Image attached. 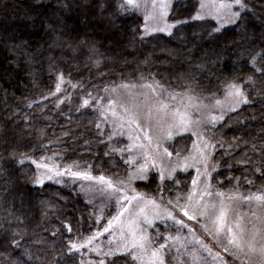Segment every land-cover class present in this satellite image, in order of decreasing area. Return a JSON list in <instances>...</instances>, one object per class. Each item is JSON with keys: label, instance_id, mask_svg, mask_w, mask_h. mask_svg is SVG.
Returning a JSON list of instances; mask_svg holds the SVG:
<instances>
[{"label": "trees", "instance_id": "16d2710c", "mask_svg": "<svg viewBox=\"0 0 264 264\" xmlns=\"http://www.w3.org/2000/svg\"><path fill=\"white\" fill-rule=\"evenodd\" d=\"M122 2L0 0V264H75L71 241L104 224L75 184L37 183L35 165L22 159L54 151L90 174H126L125 154L116 151L124 139L106 138L95 102L82 103L118 81L154 80L212 98L229 82L240 85L248 103L206 127L219 144L210 182L264 188V0H242L235 21L221 28L194 19L199 0H172L171 34L149 35L136 11L119 10ZM58 76L68 86L56 94ZM188 139L171 147L185 149ZM175 176L180 184L166 180L164 187L185 190L189 174ZM154 179L134 184L155 192ZM109 262L130 264L123 254Z\"/></svg>", "mask_w": 264, "mask_h": 264}, {"label": "rangeland", "instance_id": "374dc122", "mask_svg": "<svg viewBox=\"0 0 264 264\" xmlns=\"http://www.w3.org/2000/svg\"><path fill=\"white\" fill-rule=\"evenodd\" d=\"M138 2L140 7L133 10L143 19V35L170 31L166 26L171 25L167 20V15L172 0H166L168 7L167 15L164 16L159 14L158 8L153 9L152 0H138ZM222 4L231 5V7H221ZM237 8L240 6L235 3V0H199L198 12L195 16L213 19L221 28L235 21L236 16L233 14L237 13ZM146 16L149 19L146 20ZM159 29H164V31ZM121 38L122 36L119 35L117 40L120 41ZM109 46L111 47L110 44ZM58 83L60 84L59 92L56 91ZM67 86L65 79L61 80L58 76L53 92L60 93ZM243 98L229 96L226 86L219 97L212 98L193 91L178 92L154 80L118 81L95 88L84 96L82 103L85 100L95 102L98 131L103 133L107 128L106 138H123L124 144L116 148V151L125 154V161L130 159L133 161L132 164L127 163L128 171L122 177L103 175L106 180L112 181L114 187L109 188L107 183L101 182L98 178L102 175L90 174L80 169L78 163L60 162L59 155L54 151L42 153L39 157L26 155L22 159L35 165L37 183L52 181L75 184L98 213L97 217L102 219L104 215L106 216H104L105 222L102 227L81 239L71 241L70 244L75 243L78 246L73 251L76 256L75 264H100L101 260L104 264H110L109 259L119 254L127 256L130 264H141L140 261L132 260L129 254L130 249L128 252L124 250L125 245L133 240L129 227L132 221L136 222V239L141 235L146 236V251L150 253L151 250L159 249V257L163 260V264H262L264 261V254H262L264 250V200H257L255 197H264V188L245 190L238 185L229 189H217L210 182L208 175H201L200 183L196 186L198 190H203L204 185L210 183L213 193L217 191L225 193L224 202L229 212L225 227L217 232V226L213 223L215 214L207 218L200 215L203 205L198 206L196 203L200 197L194 196L192 201L187 199L189 193L193 191L192 181L198 176L196 167L200 168L201 174L205 171L203 163L182 170L185 163H195L192 157L198 159L193 149L194 141L201 147L204 143L209 145L206 149L210 153L207 162L208 173L211 174L212 169L217 168L213 156L219 144L206 127L212 125V117H216V123H218L219 118L225 114L224 112L238 107L240 103H243L241 102ZM163 105L167 107H162ZM181 117L190 122L186 131L179 127ZM133 118L140 125L139 128L131 123ZM170 128L174 133L180 134L174 135L171 140H166L164 138ZM194 133L197 135H193ZM145 135L151 138V145L148 140L144 139ZM183 135L189 136L188 146L185 149L171 147L172 142ZM198 135L203 137L202 141L197 140ZM130 136L133 138L139 136L140 139L130 140ZM157 140L163 142V148H167L168 152L172 153L171 157L162 154L163 148L160 149V154L156 153ZM134 142L143 144L145 148L143 150L134 149L131 153L121 151ZM141 151H148L155 157L153 162L157 167L150 166L147 172V179L151 175L155 178L153 183L157 184V188H154L155 192L151 191L153 187H150V190L136 188L134 183L139 180L129 181L130 174H135L144 163ZM38 165H47V167H38ZM173 168L176 171L173 172ZM162 171L165 177L171 173L172 178L161 181ZM57 172L62 174L57 175ZM177 172H182L186 176L189 174L186 180L188 181L187 187L185 190L179 189L181 192L179 190L169 191L164 187V182L171 180L175 185L180 184L175 176ZM72 173H86L92 178L85 179L83 175L73 176ZM115 189H120V191L117 192ZM249 196L252 199L246 200L245 197ZM133 197L137 199H132ZM177 197H180L179 206L188 205L189 214L195 215L196 219L189 220L179 211ZM219 199V197H204L205 202L216 204H219ZM169 201L172 203L170 204ZM141 208L145 209L148 218L152 220L150 226L144 223V215L140 213ZM168 212H171L176 220H183L185 226L181 227L174 220L168 219ZM229 227L232 228L231 235L228 233ZM106 228L107 231H105ZM233 236L236 242L229 244L228 241ZM160 245H165V247L160 249Z\"/></svg>", "mask_w": 264, "mask_h": 264}, {"label": "snow or ice", "instance_id": "6c2138e0", "mask_svg": "<svg viewBox=\"0 0 264 264\" xmlns=\"http://www.w3.org/2000/svg\"><path fill=\"white\" fill-rule=\"evenodd\" d=\"M235 3L238 4L241 8H244V4L242 3V0H235ZM203 7V4L201 5ZM140 7V3L138 2V0H123V2L121 4L118 5L119 10L124 11L127 9H135V8H139ZM152 7L153 9H159V14L161 16L167 15L166 9L168 7V4L166 3V0H152ZM221 7H231V5H221ZM233 15L238 16L239 13H234ZM145 19H149V17H145ZM194 19H200L199 16L194 17ZM169 30L173 27H175V25H168L166 26ZM160 31H164V29H159ZM220 29H216V31H219ZM145 31L147 32V28H145ZM169 34L170 31H169ZM257 72H260V69H256ZM264 74V73H262ZM62 80V77H61ZM249 82H252V78H249ZM75 87V86H74ZM150 87V86H149ZM56 91L59 92L60 91V84L58 83L56 86ZM226 91L228 93L229 96H235V97H244L243 100L241 102L243 103H248L247 98L244 96V93L241 90V86L235 83H227L226 84ZM54 95V94H53ZM173 99H175V97H173ZM88 100H85L83 102V105L86 106L88 104ZM111 103V102H110ZM217 103H219V101H217ZM162 107H167V105H163ZM235 109H233L234 111ZM113 115H115V113H113ZM216 117H212V126H215L216 123ZM220 120L223 119V116H221L219 118ZM131 123L135 124V126L137 128L140 127V125L136 122V120L133 118L131 119ZM190 122L186 119H184L183 117H181L180 120V124L179 127H182L185 131L187 130L188 124ZM123 126V125H121ZM180 133H174L171 128L168 131L167 136L164 138L166 140H171L173 139L174 135H179ZM193 135H197V134H193ZM130 140H139L140 137L137 136L135 138L133 137H129ZM144 139L148 140L149 145H151L152 140L149 136L145 135ZM197 140L198 141H202L203 137L201 135L197 136ZM209 147V145L207 143H204L203 146L201 147V145L197 142L194 141L193 143V149L195 150L198 159L196 157H192L193 160H195L194 164H190V163H185L183 165L182 170H186L189 167H195L198 164L203 163L204 165V173L201 174L200 172V168L196 167L198 176L196 178L193 179L192 181V185H193V191L191 193H189L187 199L189 201H192L194 196H199L200 199L196 201L197 205H203V211L200 213L201 216H204L205 218H207L208 216L215 214V219L213 221L214 224H216L217 228L216 231L220 232L223 230V228L225 227V221L227 219L228 216V212H229V208L228 206L225 204V193L223 192H215L213 193L212 191V185L210 183L205 184L203 190H198L197 189V185L200 183V176L201 175H208L210 177V173H208L207 168H208V160L210 157V153H208L206 151V149ZM141 149L143 150L145 148V146L143 144H137V143H132L129 146H127V148L125 149H121V151H128L129 153H131L134 149ZM163 148V142L161 140H157L156 141V146H155V151L157 154H160V149ZM163 155L171 157L172 153L168 152L167 148H163ZM141 157L144 160V163L137 169L135 174H130L129 176V181L135 179V180H145L147 179V172L149 167H157V165L153 162L155 157L152 155V153L148 152V151H141ZM187 160V158H186ZM126 163L128 164H132L133 161L130 159L129 161H126ZM38 167H47V165H38ZM173 172L176 171L175 168H173L172 170ZM212 171H215V168L212 169ZM57 175H61L62 173L57 172ZM73 176H79V175H83L85 179H91L92 177L89 176L88 174H82V173H72ZM51 178V177H49ZM171 179V173H169V175L167 177H165L164 172H161V176L160 179L161 181H164L165 179ZM101 182H105L107 183L109 188H113L114 185L112 183V181L110 180H106V178L104 176H100L98 178ZM121 183H123L121 181ZM117 192L120 191V189H115ZM204 197H209V198H213V197H219V204H216L215 202H205ZM257 200H264V197L261 196H257L255 197ZM132 199H137V197H133ZM179 199L180 197H177V207L179 209L180 212L183 213V215L185 217H187L189 220H193L196 219L197 217L195 215H190L187 208L188 205H185L183 207L179 206ZM228 199H232V197H228ZM246 200L248 199H252L251 196L249 197H245ZM129 203L131 202L130 200L128 201ZM169 203L171 204L172 202L169 201ZM140 213L144 215V223L147 225H151L152 224V220H150L145 212L144 208L140 209ZM157 217L159 218V214H156ZM167 218L168 219H172L175 221L176 224H179L181 227H184V222L183 220H176L175 217L173 216V214L171 212L167 213ZM111 224V222H110ZM109 224V226H110ZM135 225L136 222L132 221L130 222V231L131 234L133 236V240L131 241L130 244H126L125 245V252H128V250L130 249V255L132 257L133 261H140L141 264H163V260L159 257V249H154L151 250L150 253L146 251V245H145V240L147 239L146 236L141 235L138 239H136V233H135ZM108 229L106 228L105 231H107ZM69 231H71V229L69 228ZM228 233L231 235L232 234V228L229 227L228 228ZM236 242L235 237L233 236L232 239H229L228 243L229 244H233ZM14 243L17 244V246H19V242L14 241ZM90 243V241H89ZM77 245L75 243H72L69 245V252H73L74 250L77 249ZM165 247V245H160V249H163ZM227 250V249H226ZM111 254V253H109ZM262 254H264V250H262ZM100 264H104V261L101 260ZM262 264H264V261H262Z\"/></svg>", "mask_w": 264, "mask_h": 264}]
</instances>
